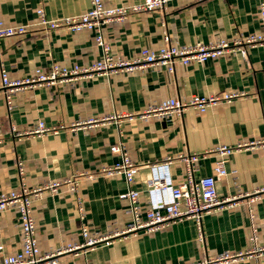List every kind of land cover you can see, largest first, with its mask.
<instances>
[{"label":"crops","instance_id":"0c3cea01","mask_svg":"<svg viewBox=\"0 0 264 264\" xmlns=\"http://www.w3.org/2000/svg\"><path fill=\"white\" fill-rule=\"evenodd\" d=\"M101 1L116 6L142 0ZM257 4L258 0H168L161 11L130 14L100 30L111 55L130 61L142 48L161 47L164 30L176 45L257 32ZM89 6L90 0H0V19L8 25H29L36 22L38 7L47 19H56L79 14ZM94 34V28L47 32L32 25L24 35L0 38V69L10 80H18L53 63L89 66L101 55ZM228 92L241 96L203 113L187 109L169 117L143 114L168 98ZM10 105L8 109L0 90V191H17L20 185L29 190L40 188L30 204L39 251L80 244L82 224L92 237L110 239L108 244L61 253L56 264H179L246 251L250 214L256 243L264 244V197L249 203L241 196L264 188V148L236 151L225 159L227 173L216 180L215 189L218 198H231V203L204 214L200 229L191 219H183L153 232L120 234L129 221L127 202L118 198L126 184L121 176L98 173L101 167L119 161L109 147L122 144L137 166L130 187L139 192L138 202L146 209L149 165L218 145L264 140V45L247 48L245 55L231 53L201 64H175L172 73L161 65H146L26 87L10 96ZM38 121L50 128L64 127L57 133L27 134ZM213 160L212 155L200 160L194 178L210 175ZM17 162L22 167L20 176ZM168 172L173 185L184 179L180 162L172 161ZM77 173L95 177L78 178L75 193L66 185L56 192L42 190L47 183L62 182ZM77 197L84 209L83 219L76 210ZM20 246L16 210L0 212V262ZM229 264H264V254Z\"/></svg>","mask_w":264,"mask_h":264},{"label":"built area","instance_id":"2783aa9c","mask_svg":"<svg viewBox=\"0 0 264 264\" xmlns=\"http://www.w3.org/2000/svg\"><path fill=\"white\" fill-rule=\"evenodd\" d=\"M168 0H142L127 5L105 6L101 0H90V6L85 11L56 19H47L41 7L35 11L36 22L29 25H8L0 19V38L15 35H24L32 28V25L40 26L44 31L63 28L68 31L82 29H95L94 43L100 48V58L89 66H63L51 64L46 69L35 68L28 77L10 80L4 69H0V90L4 92L7 108L10 105V96L26 87L49 86L60 82L72 81L82 78H91L95 75H108L117 71H131L146 65L164 66L168 73H172L175 64L188 65L190 63L201 64L207 59H216L225 54H246V50L254 45H264V0H258L257 15L259 29L257 32L244 36H235L230 39H217L207 43H195L193 45H176L170 43V38L164 30L162 35L163 45L155 50L140 49L136 58L127 61L119 57H113L110 53V45L103 39L101 26L111 22L121 21L130 14L140 12L161 11ZM164 26L162 23L160 24ZM241 96L240 93H219L213 95H192L184 99L168 98L156 107L145 110L144 115L154 114L160 117L181 115L187 109H193L203 113L207 108L218 103H229ZM59 125L50 128L38 121L33 129L27 132L30 135H42L47 132L57 133L63 128ZM256 147L264 148V140L243 141L233 146L218 145L210 150L200 153H182L174 158L166 157L162 163L149 165L150 178L146 181V189L149 197V207L143 209L139 202V192L131 188L137 166L130 160L122 144H114L109 151L119 156V161L100 168L99 174L105 176H121L126 184V190L118 195L119 199L127 202L126 213L130 221L120 232L122 235L133 234L138 231L153 232L168 227L170 224L183 219H191L200 229V220L204 214L220 209L231 203V198L220 199L217 197L215 182L226 175L224 167L225 159L232 153L244 149ZM214 157L211 174L194 178L198 162L205 157ZM172 161L182 163L184 166V179L173 185L171 183L168 166ZM22 167L17 162V174L20 176ZM93 179V173H77L70 179L62 182H50L43 186L42 190L56 192L61 185L68 186L70 192H77L78 178ZM40 188L26 189L20 185L19 189L6 192L0 191V212L15 209L17 213L20 231L21 246L19 250L1 258L0 264H56V258L61 253L70 252L84 247H92L103 242L109 243L107 237H92L86 225L80 227L82 242L80 244H66L54 251L41 253L35 239V225L30 213V204ZM248 202L264 197V188L256 190L253 194H242ZM76 210L79 219L84 217V209L79 197L76 198ZM250 211V209H249ZM250 231L248 235L249 247L246 251L220 253L214 258H204L199 261L179 264H229L239 259L264 254V244L257 245L256 227L253 224L252 214L249 215Z\"/></svg>","mask_w":264,"mask_h":264},{"label":"rangeland","instance_id":"374dc122","mask_svg":"<svg viewBox=\"0 0 264 264\" xmlns=\"http://www.w3.org/2000/svg\"><path fill=\"white\" fill-rule=\"evenodd\" d=\"M128 218H129V221H130V217H129V215H128ZM129 221H128V222H129Z\"/></svg>","mask_w":264,"mask_h":264}]
</instances>
